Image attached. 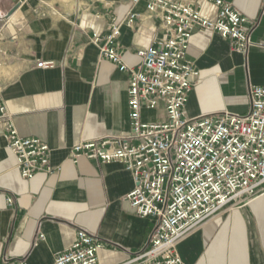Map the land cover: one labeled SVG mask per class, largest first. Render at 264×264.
I'll use <instances>...</instances> for the list:
<instances>
[{"label":"crops","instance_id":"crops-1","mask_svg":"<svg viewBox=\"0 0 264 264\" xmlns=\"http://www.w3.org/2000/svg\"><path fill=\"white\" fill-rule=\"evenodd\" d=\"M190 4L215 20L208 0ZM257 24L248 53L216 32L197 30L187 58L194 80L188 117L219 111L246 114L250 90L264 85V0H226ZM134 11L122 27L118 51L137 67L140 49L163 35L162 16L130 0H0V95L23 138L49 145L54 175L22 179L16 157L0 135V263L52 264L83 231L103 243L99 264H129L147 245L151 219L139 217L127 195L132 175L121 162L80 158L73 149L131 130L129 75L101 59L92 42ZM53 61L52 69L38 63ZM145 121L165 120L163 109L144 111ZM12 200V204L8 202ZM43 235L44 238H40ZM186 264H264V194L225 207L178 245Z\"/></svg>","mask_w":264,"mask_h":264},{"label":"built area","instance_id":"built-area-1","mask_svg":"<svg viewBox=\"0 0 264 264\" xmlns=\"http://www.w3.org/2000/svg\"><path fill=\"white\" fill-rule=\"evenodd\" d=\"M208 1L219 9L215 20L190 4L130 0L162 16L163 35L137 52L141 60L137 67L128 65L118 51L122 27H133L139 17L136 12L131 11L121 23L114 22L107 34L92 36L100 58L129 75L131 130L81 143L72 153L75 161L121 162L131 173L134 188L127 200L154 227L147 245L129 264H186L178 249L185 236L236 200L247 203L264 194V85L251 88L246 114L225 110L190 118L185 112L194 80L200 75L187 58L197 30L220 34L244 54L254 45L255 22L226 0ZM37 66L52 69L55 63L42 61ZM160 109L165 120H144V111ZM0 135L16 157L22 179L56 173L49 145L20 136L1 95ZM8 202L12 204L11 199ZM103 247L100 239L80 231L73 245L52 264H99L98 252ZM0 264L27 263L5 260Z\"/></svg>","mask_w":264,"mask_h":264}]
</instances>
